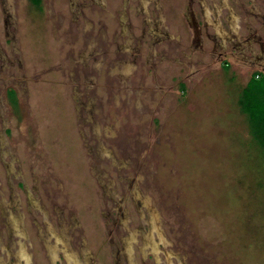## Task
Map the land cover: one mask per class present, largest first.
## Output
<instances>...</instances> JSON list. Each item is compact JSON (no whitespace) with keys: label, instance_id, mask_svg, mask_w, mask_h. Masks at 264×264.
I'll use <instances>...</instances> for the list:
<instances>
[{"label":"rangeland","instance_id":"rangeland-1","mask_svg":"<svg viewBox=\"0 0 264 264\" xmlns=\"http://www.w3.org/2000/svg\"><path fill=\"white\" fill-rule=\"evenodd\" d=\"M198 2L0 0V264H264L260 69Z\"/></svg>","mask_w":264,"mask_h":264},{"label":"flooded vegetation","instance_id":"flooded-vegetation-1","mask_svg":"<svg viewBox=\"0 0 264 264\" xmlns=\"http://www.w3.org/2000/svg\"><path fill=\"white\" fill-rule=\"evenodd\" d=\"M232 2L230 0H208L206 3L203 2L204 4L198 2L201 7L199 12L204 15V20L199 22L196 20V16L191 13V22L188 26L192 27V31H189L190 33L193 32V44L198 45L197 36L199 37L205 32L213 43L211 52L214 60H220L223 66H227L231 63L232 56L235 55L241 58L240 60L246 69L256 68L264 72V0H232ZM209 13L212 15L211 17L208 16ZM115 105L113 103V106ZM113 119L117 122L121 121L120 119ZM48 232L49 234L44 237V241L48 238L49 240L53 238L56 241L57 239L52 237V231L49 229ZM40 237L42 239L43 236ZM131 237H134L133 234L125 235V240L122 241L123 248H132L131 243L133 241H130ZM140 237L143 242L140 249L144 253V246L146 247V244L149 243L144 236L140 235ZM46 249L49 251L50 247L46 246L45 252L47 253ZM59 251L62 252V250ZM117 252H119V248L116 249ZM80 254L84 258L87 255L86 251H80ZM47 258H49L48 253ZM57 258H55L54 263ZM26 262L28 263V261ZM50 262L52 264L51 259Z\"/></svg>","mask_w":264,"mask_h":264},{"label":"trees","instance_id":"trees-1","mask_svg":"<svg viewBox=\"0 0 264 264\" xmlns=\"http://www.w3.org/2000/svg\"><path fill=\"white\" fill-rule=\"evenodd\" d=\"M242 92L239 101L241 109L250 116L251 132L264 146V77L260 72L253 73Z\"/></svg>","mask_w":264,"mask_h":264},{"label":"crops","instance_id":"crops-1","mask_svg":"<svg viewBox=\"0 0 264 264\" xmlns=\"http://www.w3.org/2000/svg\"><path fill=\"white\" fill-rule=\"evenodd\" d=\"M255 72H260V73H261V75L264 77V72H262V71H260V70H258V71H255ZM256 78H257V76H256Z\"/></svg>","mask_w":264,"mask_h":264}]
</instances>
